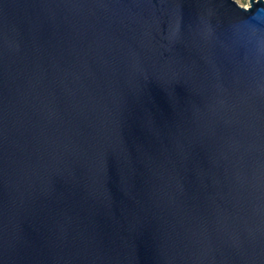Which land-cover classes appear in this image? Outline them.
Returning <instances> with one entry per match:
<instances>
[{
	"label": "water",
	"instance_id": "water-1",
	"mask_svg": "<svg viewBox=\"0 0 264 264\" xmlns=\"http://www.w3.org/2000/svg\"><path fill=\"white\" fill-rule=\"evenodd\" d=\"M0 264H264V0H0Z\"/></svg>",
	"mask_w": 264,
	"mask_h": 264
},
{
	"label": "rangeland",
	"instance_id": "rangeland-1",
	"mask_svg": "<svg viewBox=\"0 0 264 264\" xmlns=\"http://www.w3.org/2000/svg\"><path fill=\"white\" fill-rule=\"evenodd\" d=\"M241 5L249 6L250 0H237Z\"/></svg>",
	"mask_w": 264,
	"mask_h": 264
}]
</instances>
